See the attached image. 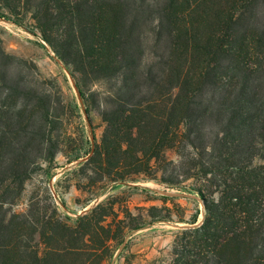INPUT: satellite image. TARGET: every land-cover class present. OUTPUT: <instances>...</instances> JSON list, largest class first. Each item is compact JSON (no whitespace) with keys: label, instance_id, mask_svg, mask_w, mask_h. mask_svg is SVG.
I'll list each match as a JSON object with an SVG mask.
<instances>
[{"label":"trees","instance_id":"1","mask_svg":"<svg viewBox=\"0 0 264 264\" xmlns=\"http://www.w3.org/2000/svg\"><path fill=\"white\" fill-rule=\"evenodd\" d=\"M0 1L10 14L30 15L72 69L88 120L96 104L104 123L86 148L83 128L73 135L64 119L68 111L78 115V106L63 98L56 79L36 67L24 72L26 62L0 48V264H109L118 248V257L127 249L130 233L184 221V208L166 205L173 200L166 195L162 206L136 213L115 199L98 201L74 220L35 199L13 209L25 182L37 170L48 175L58 154L77 161L78 189L103 184L87 204L107 185L142 178L174 188L191 181L204 216L175 234L168 264H264L258 0ZM149 15L148 37L141 25ZM147 43L160 51L146 53ZM88 85L95 87L87 93ZM196 221L197 214L188 222Z\"/></svg>","mask_w":264,"mask_h":264},{"label":"rangeland","instance_id":"2","mask_svg":"<svg viewBox=\"0 0 264 264\" xmlns=\"http://www.w3.org/2000/svg\"><path fill=\"white\" fill-rule=\"evenodd\" d=\"M0 13L6 15V17H0V48L18 59L24 60L28 67V70H24V72L33 74L36 67L41 77L56 79L63 98L66 101H74L78 106V115L74 116L68 111L64 116L69 132L75 135L82 127L87 139L86 148L91 147L95 140H99L104 128L99 107L96 104L90 106V120H88L87 114L84 112L85 104L78 93L75 79L71 74L72 69L63 64L41 39L29 14H10L7 9L2 7L1 1ZM253 18L257 21L264 20V0H258V8H256ZM152 20L154 19L151 15L143 18L141 25L143 36H153ZM144 47L146 53L160 51L159 48L151 46L150 43L145 44ZM14 72H19L18 67H15ZM74 74L78 79L82 77L79 71H75ZM94 87L88 85L85 90L88 93L89 88L93 89ZM165 155L167 158H176L173 150H166ZM76 167L77 161L66 163L65 157L58 154L48 175L44 174L42 170H37L25 182L13 209L23 211L26 209L29 199H35L41 205L52 203V206H56L57 212L61 216L74 220L78 214L83 213L98 201L115 199L118 202L117 206H127L133 213H136L138 207L162 206L161 197L164 195L173 197V200L166 201V205L172 206V203H178L184 208L183 222L158 221L130 233L127 249L122 256L118 257L121 247L118 248L109 264H124L125 258L130 254H135L131 264H168L175 234L181 229L199 225L203 219V205L199 196L190 189L191 181L184 182L179 187L174 188H168L157 181L142 178L136 182H128L134 184L128 188L120 186L110 188V185H107L102 195L87 204L89 198L101 193L102 189L96 187L103 184L90 189L87 187L78 189L76 186L78 181ZM79 178L82 183H86V179L80 176ZM103 183H107L106 180ZM195 214H197L196 223H189L188 221Z\"/></svg>","mask_w":264,"mask_h":264},{"label":"crops","instance_id":"3","mask_svg":"<svg viewBox=\"0 0 264 264\" xmlns=\"http://www.w3.org/2000/svg\"><path fill=\"white\" fill-rule=\"evenodd\" d=\"M132 185H134V184H132V183H124V184H121L120 185V187H125V188H128V187H130V186H132Z\"/></svg>","mask_w":264,"mask_h":264},{"label":"water","instance_id":"4","mask_svg":"<svg viewBox=\"0 0 264 264\" xmlns=\"http://www.w3.org/2000/svg\"><path fill=\"white\" fill-rule=\"evenodd\" d=\"M202 202V201H201ZM203 205V204H202ZM202 222V221H201ZM196 226H198V225H196Z\"/></svg>","mask_w":264,"mask_h":264}]
</instances>
